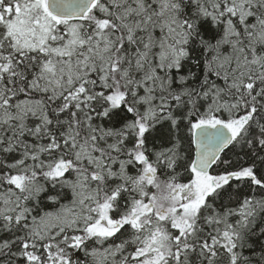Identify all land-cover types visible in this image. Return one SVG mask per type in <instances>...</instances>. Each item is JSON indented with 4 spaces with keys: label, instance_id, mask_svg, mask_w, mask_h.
I'll return each mask as SVG.
<instances>
[{
    "label": "snow or ice",
    "instance_id": "6c2138e0",
    "mask_svg": "<svg viewBox=\"0 0 264 264\" xmlns=\"http://www.w3.org/2000/svg\"><path fill=\"white\" fill-rule=\"evenodd\" d=\"M0 264H264V0H0Z\"/></svg>",
    "mask_w": 264,
    "mask_h": 264
}]
</instances>
